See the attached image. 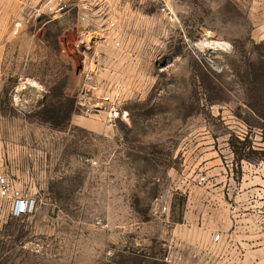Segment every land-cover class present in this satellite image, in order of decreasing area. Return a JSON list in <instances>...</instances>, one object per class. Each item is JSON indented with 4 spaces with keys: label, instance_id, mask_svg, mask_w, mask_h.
Instances as JSON below:
<instances>
[{
    "label": "rangeland",
    "instance_id": "rangeland-1",
    "mask_svg": "<svg viewBox=\"0 0 264 264\" xmlns=\"http://www.w3.org/2000/svg\"><path fill=\"white\" fill-rule=\"evenodd\" d=\"M75 3L10 32L0 173L36 206L0 201V264H264V0Z\"/></svg>",
    "mask_w": 264,
    "mask_h": 264
},
{
    "label": "built area",
    "instance_id": "built-area-1",
    "mask_svg": "<svg viewBox=\"0 0 264 264\" xmlns=\"http://www.w3.org/2000/svg\"><path fill=\"white\" fill-rule=\"evenodd\" d=\"M77 1V0H76ZM78 4L75 3V0H46L44 5L41 6L39 12H47L52 15H63L68 12H71ZM38 17V16H37ZM86 18L81 17V22L83 23ZM115 23H111L109 29H114ZM97 39L89 36V33H84L81 31V38L75 44L74 51L78 54L84 55L87 57L93 51L95 46V41ZM113 47L120 49L121 42L115 40L113 42ZM91 74V73H90ZM90 90H83V97L88 100V95ZM90 98V97H89ZM85 99L81 98L80 106L84 107L83 101ZM90 101V100H89ZM89 103V102H88ZM91 103V102H90ZM89 103V104H90ZM100 104L91 105V109L99 110L101 109ZM204 180V177L201 178V181ZM0 201L8 202L10 204V215L15 218H23L34 212L36 201L28 192L16 187L14 181L8 176L0 173ZM216 240L220 239V235L215 237Z\"/></svg>",
    "mask_w": 264,
    "mask_h": 264
},
{
    "label": "crops",
    "instance_id": "crops-1",
    "mask_svg": "<svg viewBox=\"0 0 264 264\" xmlns=\"http://www.w3.org/2000/svg\"><path fill=\"white\" fill-rule=\"evenodd\" d=\"M41 2L42 0H0V75L3 72L2 66L6 48L11 42V30H17L18 26H22L24 23H29L32 17H35L36 19L37 16L40 14L39 10L42 4L39 8L37 7ZM13 4L15 5V7H12ZM11 15H15L14 20H11ZM1 133L2 130L0 124V135ZM224 200L226 201V197L219 198V202L221 201L222 204H225ZM218 214L221 215V217L215 218L213 222L215 225L214 228L218 232L217 235H220V239L222 238V236H224V233H227V235L229 236H237L243 232L237 227L234 228V224L237 218H231L230 213L228 211H223L222 209V211L219 210Z\"/></svg>",
    "mask_w": 264,
    "mask_h": 264
}]
</instances>
